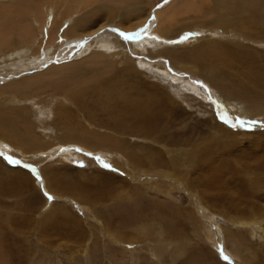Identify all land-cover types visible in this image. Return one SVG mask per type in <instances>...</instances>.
Listing matches in <instances>:
<instances>
[{"label": "rangeland", "instance_id": "obj_1", "mask_svg": "<svg viewBox=\"0 0 264 264\" xmlns=\"http://www.w3.org/2000/svg\"><path fill=\"white\" fill-rule=\"evenodd\" d=\"M50 1L38 9L43 24L31 17V40L16 36L4 49L15 52L0 53V144L12 147H0V264H264V106L256 115L255 102L236 95L231 107L217 89L221 76L234 75L264 95V0H193L194 8L139 0L144 23L134 28V6L124 20L134 29L121 30L115 17L93 37L60 46L47 43L51 22L63 31L93 7L63 20ZM215 1L228 30L208 25ZM14 2L0 0V10ZM170 8L173 37L140 31H154L152 16ZM205 36L214 52L204 42L175 48ZM37 73V84L18 91ZM70 88H82L75 101L64 98ZM124 89L157 99L148 116L133 117L117 93ZM61 109L70 115L59 117ZM143 122L149 133L137 128ZM64 146L71 151L44 165L18 151L39 156ZM244 220L257 224L241 228Z\"/></svg>", "mask_w": 264, "mask_h": 264}, {"label": "bare ground", "instance_id": "obj_2", "mask_svg": "<svg viewBox=\"0 0 264 264\" xmlns=\"http://www.w3.org/2000/svg\"><path fill=\"white\" fill-rule=\"evenodd\" d=\"M9 1V0H8ZM52 1V0H51ZM50 1V2H51ZM133 1V2H132ZM184 2V8L185 7H192L194 8L193 5V0H182ZM214 1V0H213ZM223 1V0H222ZM49 0H15V2L13 4H11V6L9 5L8 7H4L1 8L2 10H0V53H1V57H6L9 56L11 54H13L15 51L14 50H8V51H4V49L7 50V48H11V41L16 40V36L17 38H20V41L22 40H27L32 38L33 36V30H32V26L35 23L34 21L37 20L39 21V23L43 24L44 22V14L41 10L38 11V9L43 8V6L48 5ZM216 3H214V10L211 11V13L213 14H217L216 20L211 21L210 23H208V25L212 26H218V27H224L223 29L228 30L231 27H233L231 25V23H229L225 18H223V16H221V7L220 5H222V2L220 1H215ZM225 2V1H223ZM3 3V2H2ZM6 4V3H5ZM173 4V3H172ZM55 7L56 5H58V8H62V12H60V18L63 19L64 17H67L69 15H73V13L75 15H77V12H82V10L85 11V8H90L93 7V10H91L92 12L88 11L85 12L83 14V16H76V19L71 23V25H69L65 30L61 31L60 30V24H58L55 20L51 22V32L49 33V40L47 43H54L55 41H60L58 44L59 46L67 40L70 39H78V38H82L86 35H89L91 37L94 36V33L97 31H101L103 29V27H105L107 24H109V22H115V17H119L120 19L118 20L119 23L117 24V27L120 28L121 30L124 31H128L131 29H134L136 26L144 23V21L146 20V16H147V12L144 9V5L142 3V1L139 0H55ZM128 5V6H127ZM183 5V4H182ZM219 5V6H218ZM134 6L136 8L137 13L134 14L135 15V19H139L140 22L135 23L136 25L134 26V28H130L132 27V25L130 27H126L124 26V24H126L124 22V20H129L128 17L131 16L130 11L128 10L129 7ZM183 7V6H182ZM183 8V9H184ZM46 9V8H45ZM54 9V8H53ZM213 9V8H212ZM189 10V9H187ZM132 11V10H131ZM190 11V10H189ZM195 11V10H194ZM210 11V10H209ZM91 13V14H90ZM94 13V14H93ZM82 14V13H81ZM226 14V12H225ZM224 14V16H225ZM34 15V23L31 24V17H33ZM91 15V16H90ZM104 15H109L108 18H106V23L101 22L100 21L103 20V16ZM177 15V11H175V8H170L168 11L166 10L165 12L163 11V13L157 12V15H155L156 17H154V15L152 16V21L151 23H153L154 25L157 24V28L153 31L151 30L152 25H149L145 29V31L143 32H152L155 33L157 36H159L160 38H164V39H170L171 37H173V30L171 29L172 26V22L175 19ZM59 18V20H61ZM105 18V17H104ZM126 18V19H124ZM56 19V18H55ZM26 20H29L30 25H27ZM64 20V19H63ZM85 20V21H84ZM91 23H93L94 25H92ZM201 24H205L206 23H201ZM116 25V24H115ZM35 26V25H34ZM200 26V25H199ZM208 27V26H207ZM190 28V27H189ZM188 28V29H189ZM192 28V27H191ZM206 28V27H205ZM39 29V28H38ZM106 29V28H105ZM201 29V28H200ZM217 29V28H216ZM104 30V29H103ZM43 31V30H42ZM139 32V31H138ZM213 32V31H212ZM221 32V31H220ZM213 34V33H212ZM209 34V35H212ZM232 34V33H231ZM236 34V33H235ZM48 35V34H47ZM133 35L135 36L136 33H133ZM136 37V36H135ZM240 37V36H239ZM134 40V37H132ZM192 38V37H191ZM196 38V37H195ZM186 39V40H181L180 44H177L175 46L176 47H193V46H197V45H201V47L203 46V44L208 41L211 40L209 37L205 36V37H199L200 39ZM207 38V39H205ZM94 39V38H93ZM96 40V39H95ZM192 40V41H191ZM100 41V40H98ZM98 41L94 44H97ZM25 42V41H23ZM69 42V41H68ZM101 42V41H100ZM168 42V41H167ZM204 42V43H202ZM210 42V41H209ZM22 43V42H21ZM147 43L150 44H156L157 41L155 42H150L147 41ZM75 44V43H74ZM93 43H89V44H80L77 46V54H75L74 56L78 57V56H82L86 50L89 49V47L92 45ZM117 44V43H116ZM158 44L161 43H157V45H155V47L158 46ZM207 44V45H206ZM18 45V43H17ZM136 45V44H135ZM137 45L139 46L140 44L137 43ZM73 46V45H72ZM102 46V45H101ZM103 46H106L109 50L112 47H115L113 43H106ZM75 47V46H74ZM160 47V45H159ZM170 47V46H169ZM204 49H208L213 51V46L212 44L210 45L208 42L205 43V45L203 46ZM217 47V46H216ZM215 47V48H216ZM76 48V47H75ZM136 48V47H135ZM199 48V47H198ZM180 49V48H179ZM19 50V49H18ZM199 50V49H198ZM205 50V51H206ZM203 51V50H202ZM5 52V53H4ZM153 52V51H152ZM193 52V51H192ZM198 52V51H197ZM199 52H201L199 50ZM198 52V53H199ZM214 52V51H213ZM4 53V54H3ZM99 53V52H98ZM208 53V52H207ZM212 52L209 51L208 54H210ZM216 53V52H215ZM94 54V53H93ZM102 54V53H101ZM152 54V53H151ZM163 54V53H162ZM167 54V53H166ZM186 54V53H185ZM103 55V54H102ZM172 55V54H170ZM178 55V54H177ZM198 55V54H197ZM168 56V55H167ZM181 56V55H180ZM179 56V57H180ZM185 56V55H184ZM216 56V55H215ZM213 56V57H215ZM188 57V56H187ZM173 61H175L177 58L176 57H170ZM194 58V57H193ZM196 58V57H195ZM197 60V58H196ZM195 61V60H194ZM126 63V62H125ZM22 67V66H21ZM129 69V68H128ZM213 69V68H212ZM47 70H52V69H47ZM121 70V69H120ZM132 70V69H130ZM136 71V70H135ZM124 72V71H123ZM116 73V72H115ZM108 75V74H107ZM120 75V74H119ZM172 75V74H171ZM15 76V75H14ZM40 76H38V73L36 76L32 77L31 79L27 80V82H23L22 85H15L18 88H23L22 90H18V91H23L24 89H30L33 87L34 84H37V82H34V79H38ZM44 76V75H43ZM122 76V75H121ZM231 75V77L228 76H221L220 78L222 79L223 83L220 87H218L217 89L220 90V92L222 94H219V96H223V98L228 102L227 104L230 105L231 107H237V106H233L234 103L233 102V98L234 96L238 95V96H242V97H249L250 100H248L249 102L253 103L255 102V109L253 110L256 115L259 114V110H261L264 106V95L255 92L253 90L252 85H250L249 83L244 82L243 80L239 79V78H233ZM11 77V76H10ZM13 77V76H12ZM228 77V78H227ZM242 77V76H241ZM108 78V77H107ZM251 78V77H250ZM254 78V77H253ZM111 79V78H110ZM52 80V79H51ZM97 80V79H96ZM120 80V79H119ZM246 80V79H245ZM251 80V79H250ZM248 81V82H252V81ZM11 81V80H10ZM9 81V82H10ZM123 81V80H122ZM121 81V82H122ZM257 81V80H256ZM61 82V81H60ZM97 82V81H96ZM94 82V83H96ZM114 82V81H113ZM258 83H260V81H257ZM115 83V82H114ZM113 83V84H114ZM13 84V83H12ZM99 84V83H98ZM117 84V83H115ZM257 84V83H256ZM11 85V84H10ZM10 85L7 86L10 87ZM48 85V84H47ZM255 85V83H254ZM253 85V86H254ZM259 85V84H258ZM262 85V84H261ZM22 86V87H21ZM100 86V85H99ZM102 86V84H101ZM260 86V85H259ZM16 87V88H17ZM123 87V86H122ZM125 87V86H124ZM258 87V86H256ZM261 87V86H260ZM259 87V88H260ZM63 87H61L62 89ZM95 88V87H93ZM105 88V87H104ZM115 88V87H114ZM96 89V88H95ZM100 89V88H99ZM120 89V87L118 88ZM123 89V88H122ZM261 89V88H260ZM81 89L79 88H70L67 90V94L64 95V98L66 101H71V100H76L79 95H81ZM103 90V89H102ZM109 90V89H108ZM115 90V89H114ZM17 91V92H18ZM62 91V90H61ZM124 92L122 93L121 90H119V92H117L118 94L120 93V102L122 104H124L126 106V108L129 110V112L134 116L137 117H145L146 115L148 116L152 106L150 105L149 107V103H154L155 100H157L156 98H152L150 96H148L146 99H140L138 97H133L130 94H128L126 92V89L123 90ZM219 92V93H220ZM14 93V92H13ZM28 93V92H27ZM133 92H131L132 94ZM108 94V93H107ZM139 94V93H138ZM22 95V94H21ZM102 95V94H101ZM105 95V94H104ZM110 95V94H108ZM134 95V94H132ZM23 97V96H22ZM68 97V98H67ZM118 98V97H117ZM16 99V98H15ZM103 99V97H102ZM111 99V98H110ZM108 100V98H107ZM115 100V99H112ZM146 104L148 105V107L146 106ZM240 104V103H239ZM154 105V104H153ZM124 107V106H123ZM159 107V106H158ZM253 107V106H252ZM67 109V108H66ZM64 109L62 111H59L58 114L59 117H64L67 114H69V110ZM125 109V108H124ZM126 109V110H127ZM159 109H164V111L166 110V106L164 107H159ZM168 109V108H167ZM156 110V109H155ZM158 110V109H157ZM161 110V111H162ZM68 111V112H67ZM15 112V111H14ZM12 112V113H14ZM157 112V111H156ZM254 113V114H255ZM54 114L58 115L57 113H54L51 110H47V115L48 116H53ZM70 115V114H69ZM129 115V114H127ZM68 116V115H67ZM140 122V121H139ZM137 128H141L142 131H144L145 133H149V131H151L152 127L150 125H148V123H140L139 126H137ZM140 129V130H141ZM154 130V129H153ZM152 130V131H153ZM73 133V132H72ZM81 133H77L75 132L73 135H80ZM78 139H80L79 141L82 142H88L86 139V141L83 140V136L79 137ZM145 140V139H144ZM76 141V140H75ZM92 142L94 140H91ZM155 141V140H153ZM15 142V141H14ZM97 142V141H96ZM11 143V142H10ZM9 143V144H10ZM91 143V142H90ZM15 146V145H14ZM61 146V145H60ZM0 147L4 150H6L7 152H10V150L12 149V147L5 145L4 143L0 144ZM17 147V146H15ZM21 147V146H20ZM77 147V146H76ZM19 148V147H18ZM10 149V150H9ZM14 149V148H13ZM71 148L65 147L61 148L60 150H56L55 153H47L45 154V152H40V155L38 156H29L23 153L22 149H18V151H20L21 154L25 155L26 157L38 162L40 165H44L45 162H47V159H51L52 160L55 159H59V155L64 156L65 154H68ZM17 149H14L13 151H15ZM49 150V149H48ZM47 150V151H48ZM51 150V149H50ZM55 150V149H54ZM12 151V152H13ZM53 151V150H52ZM35 154V153H34ZM59 156V157H58ZM70 158V157H69ZM61 159V158H60ZM65 160V159H64ZM41 173L42 175H44V170L41 169ZM44 177V176H43ZM43 182H44V186L46 188V192L51 194V193H55L53 191L52 188H50V185L48 183V180H45V178H43ZM51 192V193H50ZM165 193V191H164ZM56 194V193H55ZM54 197V196H53ZM56 198V197H55ZM50 203V202H49ZM254 219V218H253ZM258 220V219H257ZM242 221V220H241ZM245 221V220H244ZM236 222V220L234 221ZM259 222V221H258ZM233 223V222H231ZM238 223V222H237ZM262 223V221L260 222V224ZM250 224H257V221H250V222H241L240 227L242 228L243 226H249ZM258 226V225H257ZM239 227V228H240ZM254 232V231H253ZM262 237V236H261ZM238 239V238H237ZM218 241V240H217ZM240 243V242H239Z\"/></svg>", "mask_w": 264, "mask_h": 264}, {"label": "snow or ice", "instance_id": "obj_3", "mask_svg": "<svg viewBox=\"0 0 264 264\" xmlns=\"http://www.w3.org/2000/svg\"><path fill=\"white\" fill-rule=\"evenodd\" d=\"M165 3H167V0H165ZM159 7V6H158ZM113 31H117L116 29H113ZM140 31H145V29H141ZM137 35L139 34V33H136ZM120 35L124 38V39H131L132 38V35L131 34H126V33H120ZM243 123V122H242ZM8 160H9V162L10 163H18V161H14V160H12L10 157L9 158H7ZM106 167H107V165H105ZM47 195V194H46ZM49 199H51V197L49 196L48 197ZM225 260H227L228 259V257H223Z\"/></svg>", "mask_w": 264, "mask_h": 264}]
</instances>
